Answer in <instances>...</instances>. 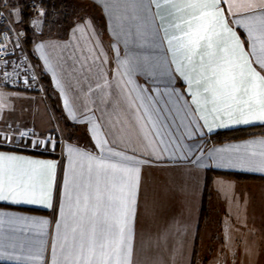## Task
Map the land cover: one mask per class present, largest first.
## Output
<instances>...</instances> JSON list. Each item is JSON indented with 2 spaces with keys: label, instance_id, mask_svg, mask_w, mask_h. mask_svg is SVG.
Wrapping results in <instances>:
<instances>
[{
  "label": "snow or ice",
  "instance_id": "6c2138e0",
  "mask_svg": "<svg viewBox=\"0 0 264 264\" xmlns=\"http://www.w3.org/2000/svg\"><path fill=\"white\" fill-rule=\"evenodd\" d=\"M102 10L113 21L115 43L110 48L120 53L119 45L124 46L123 58L117 56V71L121 72L117 87L134 126L143 134L144 163L162 159L169 151L182 152V158L202 151L197 144L183 141L194 140L199 129L207 127L209 132L213 131L210 114L222 113L233 124H264V0H105ZM116 12L120 14L114 15ZM16 13L19 14L18 9ZM85 27L93 26L89 22ZM97 59L99 56L89 53L80 60L81 69L86 68L89 60L95 64ZM177 73V79L182 77L187 82L190 91L186 95L191 104L187 99L181 103L180 91L172 87ZM140 76L148 77L152 85L162 84L163 88L148 86L147 81L139 83L136 78ZM57 84L60 86L59 81ZM60 87L63 95V86ZM102 87L96 85L97 89ZM92 91L90 88L89 92ZM64 104L75 120L67 96ZM85 122L90 125L89 132L100 155L67 146L73 165L80 164L78 169L73 167L71 178L65 173L62 221L56 223L55 235L50 241L46 239L42 225L47 221H30L0 211L3 264H46L45 245L49 243L51 264H134L136 225L141 215L142 161L138 155L145 154H137L134 148L132 155L113 147L105 151L109 141L102 138L100 125L91 120L80 121ZM113 137L112 143L117 147L131 142L126 135L121 137L113 132ZM9 139L0 131V144ZM31 143L34 148L55 147L51 138ZM241 147L246 154L235 160L208 155L217 167L247 165L244 170L264 173V139L237 146L234 151ZM222 151L225 150H218ZM114 159L120 162H113ZM56 168L52 161L0 151V202L51 207ZM183 190L181 174L165 191ZM157 211L155 198H146L144 215L155 218ZM38 223L40 227L36 226Z\"/></svg>",
  "mask_w": 264,
  "mask_h": 264
},
{
  "label": "crops",
  "instance_id": "0c3cea01",
  "mask_svg": "<svg viewBox=\"0 0 264 264\" xmlns=\"http://www.w3.org/2000/svg\"><path fill=\"white\" fill-rule=\"evenodd\" d=\"M104 3L105 0H97L96 3L93 0H67L63 8L66 14L55 21L47 19L46 26L49 28L31 26L30 53L39 78H42L40 90L37 93L2 91L10 94L5 99L7 105L12 108L18 106L30 115L28 131L31 134L7 140L0 144V151L55 162L54 195L51 207L0 202V211L27 217L30 221H47L42 226L47 232L46 239L50 241L55 235L56 223L62 221L60 206L65 173L71 178L73 167L78 169L80 164L73 165L67 146L100 155V149L95 147L96 141L89 132V123H80L91 120L100 125L102 138L109 141L105 151L113 147L132 155L131 149L134 148L137 154H145L138 155L142 161L141 215L136 225L134 264H264V173L244 170L247 165L217 167L215 160L208 155L212 153L233 160L245 155L243 147L238 152L234 149L264 139V135L221 143H213L210 136L264 124H233L222 113L210 114L208 119L213 131L209 132L205 127L197 131L194 140L183 141L188 145L197 144L202 151L190 154V158H182V152L173 154L169 151L163 154L162 159H153L151 164L144 163L143 134L134 126L117 87L121 80V72L117 71V56L123 58L124 46L122 43L119 45L120 53L110 48L115 43V36L112 19L102 10ZM221 7L227 8V5L222 4ZM15 17L18 18L17 15ZM89 22L93 27H85ZM163 47H167L166 41ZM89 53L99 56V59L95 64L89 60L82 70L80 60ZM168 58L171 59L170 54ZM102 60H107V63L102 64ZM196 62H199V56ZM178 76V73L174 76L172 87L180 91L183 97L181 103L187 99L191 104L190 97L186 95L190 91L187 82L182 77L177 79ZM136 79L141 84L147 81L148 86L163 88L162 84L152 85L148 77ZM57 81L63 86V95ZM97 84L103 87L97 89ZM90 88L94 91L89 92ZM105 93H110V97ZM65 96L75 112V120L65 107ZM191 107L195 108V105ZM200 123L203 124V121ZM221 124L224 126H219ZM113 132L121 137L126 135L131 142L125 141L117 147L112 143ZM176 135L179 136L180 132ZM49 138L54 148L52 145L32 146L33 140L47 141ZM113 162L120 161L114 159ZM84 164L86 166L87 162ZM181 174L184 176V190L166 193L165 190L171 187L173 180L178 181ZM207 184L209 189L206 192ZM146 198L157 201L155 218L144 215ZM36 226L41 225L38 223ZM246 249L250 251L246 252ZM44 260L46 264H51L50 243L45 245Z\"/></svg>",
  "mask_w": 264,
  "mask_h": 264
},
{
  "label": "built area",
  "instance_id": "2783aa9c",
  "mask_svg": "<svg viewBox=\"0 0 264 264\" xmlns=\"http://www.w3.org/2000/svg\"><path fill=\"white\" fill-rule=\"evenodd\" d=\"M30 26H46V21L64 17V9L48 8L43 0H28ZM14 5L9 0L0 2V91H27L39 89L40 78L27 47L24 28L13 22ZM43 13V14H41Z\"/></svg>",
  "mask_w": 264,
  "mask_h": 264
},
{
  "label": "trees",
  "instance_id": "16d2710c",
  "mask_svg": "<svg viewBox=\"0 0 264 264\" xmlns=\"http://www.w3.org/2000/svg\"><path fill=\"white\" fill-rule=\"evenodd\" d=\"M28 0H24V5L19 11V14H16L18 18H16V21L18 25H20L24 30L26 31L27 34V47L28 50L30 51L31 47V33L32 29L30 26L29 22V13L28 9L26 7V3ZM44 4L48 8H55V9H63L65 8V1L64 0H43ZM15 14L13 15V17ZM42 80V78H41ZM67 126H70V124H67ZM256 135H264V125L260 126H251L247 128H242V129H237L233 131H224V132H219L217 134L211 135L210 140L213 143H221L229 140H235V139H241L249 136H256ZM208 184L206 186V192L208 191Z\"/></svg>",
  "mask_w": 264,
  "mask_h": 264
},
{
  "label": "rangeland",
  "instance_id": "374dc122",
  "mask_svg": "<svg viewBox=\"0 0 264 264\" xmlns=\"http://www.w3.org/2000/svg\"><path fill=\"white\" fill-rule=\"evenodd\" d=\"M13 5L14 9L13 12L17 9L20 11L22 6L24 5V0H9ZM67 1V0H64ZM17 14V13H16ZM16 16V15H15ZM13 18V22H16V17ZM37 72V70H36ZM37 75L39 73L37 72ZM13 92V91H11ZM35 93L38 92L36 88ZM10 94H5L4 92L0 91V111H1V119H0V131L4 132L10 139H15V137L20 136V132H27L31 134L30 124L28 121L29 116L26 111L21 110L20 107L15 106L14 108L11 105L6 104V96Z\"/></svg>",
  "mask_w": 264,
  "mask_h": 264
}]
</instances>
